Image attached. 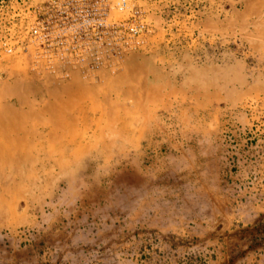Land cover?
<instances>
[{
	"label": "rangeland",
	"instance_id": "1",
	"mask_svg": "<svg viewBox=\"0 0 264 264\" xmlns=\"http://www.w3.org/2000/svg\"><path fill=\"white\" fill-rule=\"evenodd\" d=\"M104 1L0 32V264H264V0Z\"/></svg>",
	"mask_w": 264,
	"mask_h": 264
},
{
	"label": "built area",
	"instance_id": "2",
	"mask_svg": "<svg viewBox=\"0 0 264 264\" xmlns=\"http://www.w3.org/2000/svg\"><path fill=\"white\" fill-rule=\"evenodd\" d=\"M23 3V0H0L1 18L6 12L13 14L7 22H0L4 26L0 32L6 33L17 25L22 11L33 23L25 34L27 47H36L40 54L58 48L68 34L76 38L95 27H107L108 9L104 0H45L35 6Z\"/></svg>",
	"mask_w": 264,
	"mask_h": 264
},
{
	"label": "crops",
	"instance_id": "3",
	"mask_svg": "<svg viewBox=\"0 0 264 264\" xmlns=\"http://www.w3.org/2000/svg\"><path fill=\"white\" fill-rule=\"evenodd\" d=\"M12 12L11 11H9V12H6V15L3 17V18H1V14H0V22H7V20L6 19H9L10 17H12ZM20 15H22L21 14V12H20ZM4 26H2L1 24H0V28H3Z\"/></svg>",
	"mask_w": 264,
	"mask_h": 264
}]
</instances>
